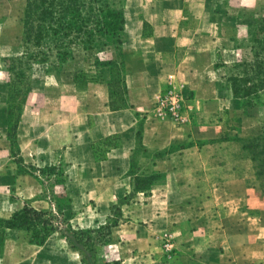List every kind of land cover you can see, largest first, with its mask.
Returning <instances> with one entry per match:
<instances>
[{"label": "crops", "instance_id": "0c3cea01", "mask_svg": "<svg viewBox=\"0 0 264 264\" xmlns=\"http://www.w3.org/2000/svg\"><path fill=\"white\" fill-rule=\"evenodd\" d=\"M239 5L234 0H127L132 42L121 49L124 107L111 108L118 99L110 95L111 74L102 67L99 80L87 85L76 84L73 74L61 83L82 104L74 103L77 111L67 113L68 122L57 124L51 117L36 124L24 108L17 130L19 155L25 163L30 156L46 165L65 161L67 184L68 179L81 183L88 199L102 207L105 221L110 206L132 190L129 171L138 118L144 120L142 141L149 150L174 147L151 162L152 171L163 178L122 205L129 218L124 222V264H264V211L251 182L255 174L238 142L220 140L227 126L213 111L222 106L225 78L217 75L214 50L203 48L214 43L213 29L237 23L214 20L213 14H233ZM203 13L204 20L198 19L196 14ZM111 48L107 60L117 58ZM171 86L194 92L190 108L196 110L195 120L185 116L176 121L153 112ZM7 130V108L0 104V205L9 204L21 178L42 185L33 174L19 172ZM101 188L105 192H98ZM168 233L177 239L171 259L161 247ZM5 262L0 258V264Z\"/></svg>", "mask_w": 264, "mask_h": 264}, {"label": "rangeland", "instance_id": "374dc122", "mask_svg": "<svg viewBox=\"0 0 264 264\" xmlns=\"http://www.w3.org/2000/svg\"><path fill=\"white\" fill-rule=\"evenodd\" d=\"M234 1L240 4V10H237L233 14L226 12L213 14V19L233 20L237 23L235 25H226L220 28L219 32L213 29V34L216 36L214 43L204 45L203 48L214 50L216 54L215 69H217V75H222L225 78L223 89L219 93L223 99L222 106L217 109V112L216 110L213 111L216 115H219L220 112V120L224 121V125L227 126L222 136L224 135L226 138L233 139L240 138L246 143L260 136L264 131V87H259V89L253 88V90H257L256 93H253L244 100L233 94L227 77L235 74L245 76L248 73L253 76L257 75L254 76L253 83L259 84L258 81L264 75L260 76L262 72L258 73L259 69L252 65L255 64V49L252 48L253 44L249 31V24H252L258 18L264 17V0ZM24 7L25 0H0V104H5L6 108L8 105L7 82L11 74L8 70L10 62L7 59L18 55L22 51L21 19ZM196 15L198 19L204 20L202 19L203 16H201L204 13ZM193 21H196V18H193ZM128 22L126 15L127 37L123 45L132 42L128 38ZM256 47L259 48V46ZM113 50L111 47H95L93 50H85L78 45L75 49L74 58L66 64L60 66L56 59L52 57L50 63H48L47 70L44 67L36 68L32 75L33 86L26 103L28 110L27 117L36 124L46 122L51 117L54 118L52 122L56 121L55 123L60 122L61 124L62 120L68 122L69 114L67 113L77 111L73 109L74 103L76 102L78 106H82V104L77 99L75 101L74 98H77V96H75L74 92L62 86L61 83H67L74 72L87 73L93 79H98V75L102 70L99 63L106 61V58L112 56ZM238 64L242 65L236 66ZM178 88L183 90L185 104L184 119L185 116H188V118L195 120L197 116L196 110L190 108V101L195 96L194 92L188 91L183 87ZM230 102L231 105H228ZM26 105L24 106L25 109ZM154 107L153 112L158 117L172 119L158 114ZM208 111L210 112V110ZM64 113L66 115L63 117ZM138 119L142 122V116ZM70 140L72 139L65 141L70 142ZM235 141L236 143L238 142L237 145L240 148H243L241 142ZM67 145L69 143L65 147ZM8 146L11 151L10 142ZM19 154L20 150L16 151L14 149L13 153L11 152L12 157H14L13 161H16L21 174L38 173V168L46 166V164L31 158V156L29 161L25 163L23 157ZM246 154L248 156L249 168H251V176L255 174V178H251V182H255L256 184V197L258 201L261 200V208L264 211V175L262 180H260L255 173L253 161L249 153L246 152ZM153 157L154 151L152 150L150 152H143L141 148L136 150V162L140 165V169L146 173L152 171L151 162ZM64 162H58L57 164L63 166ZM58 178L57 175H43L40 178L42 185L38 182L36 183L34 180H24L21 178L18 182L20 188L16 193L14 192L10 195L11 200L9 204L3 203L0 205V214L3 217H9L13 210L29 204L38 209L50 210L55 214L58 211L63 212L75 227L85 229L99 228L107 222V220L105 221L106 214L103 212L102 207L96 204L94 200L90 201L88 199V191L83 186L80 188L81 183H73L71 179H68V184L66 182V187H64L58 182ZM97 190L98 192H105L103 188ZM67 198H70V200ZM107 213L108 215L110 214L109 211ZM128 219L123 213L120 227L117 226L119 227L117 229L120 231L115 236H112L109 242L99 245L96 253L90 252L82 245H79V250L72 248L64 237V231L56 232L43 246H39L31 244L24 231L11 230L7 236L4 251L0 253V258H4L5 264H16L18 262V264H84L82 259L85 260L86 264H93L94 261L97 264H104L105 262H113L115 260H119L121 264H124V222ZM114 230H116V227L113 229V232ZM169 235L172 234L168 233L161 240V247L167 259H171L176 255V251L171 258L166 255L164 244ZM173 238L177 246V239L174 236Z\"/></svg>", "mask_w": 264, "mask_h": 264}, {"label": "trees", "instance_id": "16d2710c", "mask_svg": "<svg viewBox=\"0 0 264 264\" xmlns=\"http://www.w3.org/2000/svg\"><path fill=\"white\" fill-rule=\"evenodd\" d=\"M127 0H25L22 21V51L10 59L8 70V105L7 137L10 142L11 152L20 150L17 130L21 116L26 105L28 95L33 86V72L36 68L48 69V63L54 57L62 66L75 56V49L79 45L85 50L95 47H114L117 58L100 62L99 65L107 67L111 74L109 82L110 95H116L118 102L112 109L124 107V93L126 82L124 78V59L121 52L127 37L125 6ZM252 48L255 49V68L258 73L264 74V17L258 18L249 24ZM255 46H259L255 48ZM247 64V63H246ZM242 64H238L239 66ZM102 72V70H101ZM100 72V73H101ZM88 75V76H87ZM257 76V75H254ZM253 75H230L227 81L233 94L241 99H246L256 93L259 87H264V75L254 84ZM93 79L87 73H73V78L78 85H87ZM253 83V84H252ZM143 118L138 121L137 144L134 150L129 176L132 178V190L118 203L110 206L107 222L99 228L75 227L63 212L55 214L50 210L38 209L33 205L25 204L15 210L9 217L0 216V253L4 251L7 236L11 230H22L28 236L31 244L43 246L49 238L59 231L65 232V239L72 248L79 250V245L86 247L90 252L96 253L99 245L110 241L113 229L120 225L123 218L122 205L128 203L139 191H149L156 181L163 178L164 174L141 170L136 162V150L143 152L150 150L143 144ZM221 141L237 140L242 143L243 149L249 153L256 175L262 180L264 175V131L260 136L244 143L240 138H226ZM170 147L164 151H154L153 159L171 151ZM20 161V160H19ZM22 163V161H21ZM141 170V171H140ZM39 180L43 175H57L58 182L66 187V175L61 164L46 165L38 168L34 173ZM42 182V181H41ZM70 200V198H67ZM84 264L85 260L82 259ZM93 264H97L95 261ZM104 264H121L119 260L105 262Z\"/></svg>", "mask_w": 264, "mask_h": 264}, {"label": "built area", "instance_id": "2783aa9c", "mask_svg": "<svg viewBox=\"0 0 264 264\" xmlns=\"http://www.w3.org/2000/svg\"><path fill=\"white\" fill-rule=\"evenodd\" d=\"M184 96L183 90L177 86L167 88L155 103V111L160 115L168 116L176 121L184 120ZM166 255L172 257L177 249L176 241L169 235L165 241Z\"/></svg>", "mask_w": 264, "mask_h": 264}]
</instances>
